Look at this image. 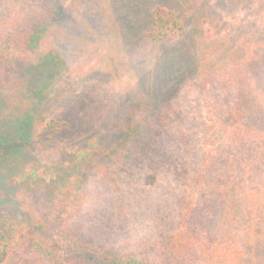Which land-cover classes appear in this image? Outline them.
Instances as JSON below:
<instances>
[{
  "label": "rangeland",
  "instance_id": "obj_1",
  "mask_svg": "<svg viewBox=\"0 0 264 264\" xmlns=\"http://www.w3.org/2000/svg\"><path fill=\"white\" fill-rule=\"evenodd\" d=\"M36 1L57 12L55 35L32 57L26 76L0 85V133L15 139L1 153L9 158L0 170L11 175L0 189V220L8 216L35 233L38 226L43 234L67 230L100 250L142 253L163 217L160 201L170 198L159 195L169 174L166 164L159 171L149 161L148 129L206 137L205 149L215 137L189 121L187 104H161L154 87L163 80L174 89L186 80V42L225 39L239 24L264 22V0ZM8 2L0 0V13ZM155 4L184 18L180 42L153 47L141 37ZM41 116L58 117L68 129L48 136ZM120 140L115 155L105 156ZM16 148L25 154L12 165ZM67 188L74 189L71 207L53 214L52 198ZM257 257L264 264V254ZM96 259L78 264H100Z\"/></svg>",
  "mask_w": 264,
  "mask_h": 264
},
{
  "label": "trees",
  "instance_id": "obj_2",
  "mask_svg": "<svg viewBox=\"0 0 264 264\" xmlns=\"http://www.w3.org/2000/svg\"><path fill=\"white\" fill-rule=\"evenodd\" d=\"M56 14L47 1L5 4L0 13V85L25 75L32 57L53 39ZM149 22L139 32L153 47L181 41L184 18L169 8L155 4ZM186 44L183 51L190 62L186 80L174 89L161 80L154 91L161 93V104L167 108L190 106L189 121L200 125L201 132H214L215 143L205 149L206 137H173L148 129L143 142L152 148L149 161L159 171L166 164L169 174L162 179L159 195L170 198L160 201L163 217L147 249L139 254L110 247L100 250L86 246L70 231L43 234L38 226L35 233L29 225L4 216L0 264H78L88 255L100 264L260 263L257 255L264 254V22L239 24L225 39L199 38ZM39 122L48 136L68 129V123L58 117L41 116ZM0 134L1 165L9 158L1 153L15 139ZM116 143L105 156L115 155L121 140ZM13 151L17 153L11 157L12 165L25 154L22 149ZM136 161L131 159L133 167ZM10 175L0 170V189L5 190ZM73 193V188H67L55 194L50 205L53 214L68 211Z\"/></svg>",
  "mask_w": 264,
  "mask_h": 264
}]
</instances>
